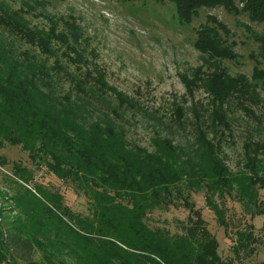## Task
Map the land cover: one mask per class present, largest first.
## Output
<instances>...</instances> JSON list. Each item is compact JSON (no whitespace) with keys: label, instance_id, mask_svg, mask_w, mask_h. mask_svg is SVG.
I'll return each mask as SVG.
<instances>
[{"label":"trees","instance_id":"1","mask_svg":"<svg viewBox=\"0 0 264 264\" xmlns=\"http://www.w3.org/2000/svg\"><path fill=\"white\" fill-rule=\"evenodd\" d=\"M167 1L176 5L184 23H190L200 9L225 7L237 13L236 2L244 3L242 11L251 21L264 23V0ZM27 12L0 0V140L22 144L38 167L46 165L58 179L71 182L87 196L90 215L83 217L64 206L62 195L50 193L72 222L57 216L59 223L86 246L104 253V264L251 261L263 244L255 226L235 227L234 256L223 258L218 238L190 198L203 194L207 208L228 233L233 230L226 213L228 197L242 205L251 219L264 214L255 211L261 204L259 191L264 189V69L257 65L252 78L232 75L223 61H236L237 56L219 29L228 30L212 18L195 42L208 68L198 67L195 80L186 82L183 98L191 109L178 103L161 112L162 127L154 130L150 151L130 143L123 125L126 112L150 113L149 109L85 69L89 60L76 36L39 28L26 18ZM52 20L79 29L72 22ZM256 40L264 57V33ZM17 44H26L27 49L20 51ZM200 92L206 102L198 97ZM239 126L249 132L250 144L240 168L233 171L225 148ZM166 127L192 135V148L163 135ZM29 172L24 175L32 179ZM178 205L189 210L183 234L172 235L147 223L154 211ZM47 211L56 215L50 208ZM15 231L2 239L4 252L30 256L33 242L21 229Z\"/></svg>","mask_w":264,"mask_h":264},{"label":"rangeland","instance_id":"2","mask_svg":"<svg viewBox=\"0 0 264 264\" xmlns=\"http://www.w3.org/2000/svg\"><path fill=\"white\" fill-rule=\"evenodd\" d=\"M2 1L12 9L28 11L26 18L39 28L55 29L72 39L76 36L77 45L89 60L84 68L95 71L98 78H104L110 87H117L149 109L150 113L139 110L126 112L127 122L122 123L130 143H138L150 151L153 150L150 138L155 129L161 130L162 127L159 119L161 112L171 111L178 103L191 109L183 98L186 82L195 80L198 67L208 68L203 64L202 54L195 48V42L199 31L212 23V18L228 30L219 29L237 56L236 61H223L232 75L242 74L252 78L257 65L264 69L261 43L256 40V36L264 33V23L251 21L248 13L242 11V2H236L237 13L225 7L200 9L190 23H184L177 14L176 5L167 0L163 3L154 0ZM52 18L72 22L79 29L66 28L64 22L56 25ZM76 30L83 37H79ZM17 46L20 51L27 49L26 44ZM68 86L70 84L66 83L65 89ZM204 96L203 92L198 94L206 102ZM118 126L121 128L119 122ZM243 129L242 126L236 128L233 142L225 148L227 163L233 171L240 168L245 147L250 144L247 136L250 134ZM163 135L183 147L192 148L191 144H194L192 135L177 129L173 131L166 127ZM37 162L17 141L0 140V264H104V253L86 246L59 223L57 216L72 224L50 193L62 195L64 206L83 217L90 215L87 196L71 182L58 179L46 165L38 167ZM29 171L33 174L32 179L24 175ZM190 201L202 211L208 229L218 238L223 258L234 256V228L253 224L263 244L246 264L264 261V214L251 219L242 205L228 197L225 201L226 213L233 229L228 233L214 212L207 208L203 194H193ZM259 201L261 204L256 212L264 210V189L259 191ZM47 208L56 215H51ZM188 219L189 210L184 205H178L154 211L149 214L147 223L151 228L168 230L173 235L185 232ZM14 229H21L22 235L33 242L30 256L21 258L19 253L4 252L2 239L4 241L10 233H15Z\"/></svg>","mask_w":264,"mask_h":264}]
</instances>
